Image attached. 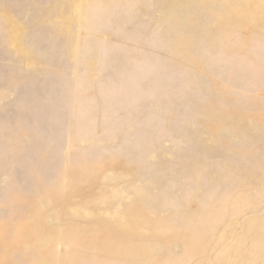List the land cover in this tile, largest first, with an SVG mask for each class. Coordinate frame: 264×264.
Segmentation results:
<instances>
[{
	"label": "rangeland",
	"instance_id": "374dc122",
	"mask_svg": "<svg viewBox=\"0 0 264 264\" xmlns=\"http://www.w3.org/2000/svg\"><path fill=\"white\" fill-rule=\"evenodd\" d=\"M0 264H264V0H0Z\"/></svg>",
	"mask_w": 264,
	"mask_h": 264
}]
</instances>
